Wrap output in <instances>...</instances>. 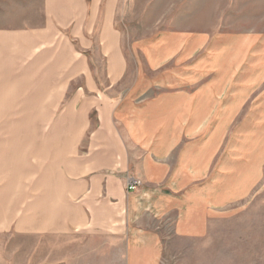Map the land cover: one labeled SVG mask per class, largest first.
<instances>
[{"label": "crops", "instance_id": "1", "mask_svg": "<svg viewBox=\"0 0 264 264\" xmlns=\"http://www.w3.org/2000/svg\"><path fill=\"white\" fill-rule=\"evenodd\" d=\"M115 5L43 0L40 26L0 28V112L47 114L30 147L47 230L184 264L263 183L264 36L160 35L131 74Z\"/></svg>", "mask_w": 264, "mask_h": 264}, {"label": "rangeland", "instance_id": "2", "mask_svg": "<svg viewBox=\"0 0 264 264\" xmlns=\"http://www.w3.org/2000/svg\"><path fill=\"white\" fill-rule=\"evenodd\" d=\"M42 3L0 0V28L40 26ZM115 4L114 29L131 74L143 59L142 43L160 35L214 40L224 34L264 36V0H115ZM46 118L45 112H0V264H120L119 249L110 247V241L49 231L47 219L41 223L38 216L41 209L32 210L36 156L30 147L31 141L37 143L39 136L48 134ZM213 234L214 239L192 246L199 254L185 257L184 264H264V179L248 201L233 206L229 218L216 223Z\"/></svg>", "mask_w": 264, "mask_h": 264}, {"label": "built area", "instance_id": "3", "mask_svg": "<svg viewBox=\"0 0 264 264\" xmlns=\"http://www.w3.org/2000/svg\"><path fill=\"white\" fill-rule=\"evenodd\" d=\"M140 185H141V183L138 179L130 178V179H128L127 190L129 192H133V191L137 190L140 187Z\"/></svg>", "mask_w": 264, "mask_h": 264}]
</instances>
